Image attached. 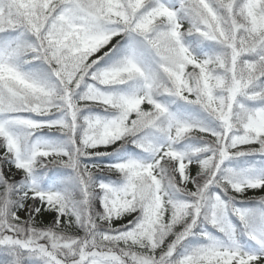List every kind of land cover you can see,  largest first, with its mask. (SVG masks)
I'll return each mask as SVG.
<instances>
[{"label":"snow or ice","instance_id":"obj_1","mask_svg":"<svg viewBox=\"0 0 264 264\" xmlns=\"http://www.w3.org/2000/svg\"><path fill=\"white\" fill-rule=\"evenodd\" d=\"M0 264H264V0H0Z\"/></svg>","mask_w":264,"mask_h":264}]
</instances>
